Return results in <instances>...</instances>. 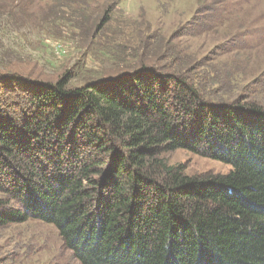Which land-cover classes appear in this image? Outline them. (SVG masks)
Returning <instances> with one entry per match:
<instances>
[{
    "label": "trees",
    "instance_id": "1",
    "mask_svg": "<svg viewBox=\"0 0 264 264\" xmlns=\"http://www.w3.org/2000/svg\"><path fill=\"white\" fill-rule=\"evenodd\" d=\"M2 77L0 193L19 209L0 227L52 225L80 264H264L263 107L146 67L78 87ZM179 150L231 170L190 176L163 157Z\"/></svg>",
    "mask_w": 264,
    "mask_h": 264
},
{
    "label": "rangeland",
    "instance_id": "2",
    "mask_svg": "<svg viewBox=\"0 0 264 264\" xmlns=\"http://www.w3.org/2000/svg\"><path fill=\"white\" fill-rule=\"evenodd\" d=\"M142 67L189 74L210 104L264 108V0H0L6 81L78 87ZM163 157L190 176L231 170L184 150ZM7 203L0 193V212L19 209ZM0 264L80 263L54 226L29 220L0 227Z\"/></svg>",
    "mask_w": 264,
    "mask_h": 264
}]
</instances>
